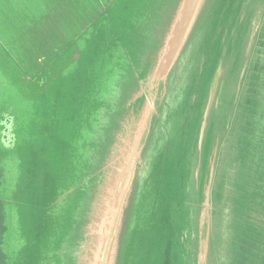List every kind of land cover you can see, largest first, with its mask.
Masks as SVG:
<instances>
[{
    "label": "water",
    "instance_id": "obj_1",
    "mask_svg": "<svg viewBox=\"0 0 264 264\" xmlns=\"http://www.w3.org/2000/svg\"><path fill=\"white\" fill-rule=\"evenodd\" d=\"M121 1L0 0V22L11 34L21 31L3 19L10 20L17 10L25 12L21 19L40 24L27 25L24 33L27 46H36L29 56L40 69L19 76L26 86L27 106L35 108L27 131L41 140L61 118V111L49 109L55 106L49 100H32L49 99L51 82L44 74L49 60L44 55L52 48L58 59L66 49L70 64H82L85 57L74 43L78 35H85L88 43L94 37L96 45L89 53L101 57L107 55L109 33L110 45L122 53L114 69L118 74H111L100 101L105 109L98 110L90 146L95 145V153L86 159L93 172L83 174L64 195L55 196L51 190L44 203L31 204V218L25 217L23 204L10 199L18 211L16 233L10 234L0 204V261L118 264L124 227L143 183L139 214L148 213L147 223L174 228L176 209L183 211L178 222L187 223L180 233L175 229L176 236L172 231L161 233L165 264H178L180 257L184 264H264V0H229L215 11L213 6L211 23L195 38L208 0H156L130 23L124 9L117 23L115 7ZM259 3L261 15L252 23ZM242 7L243 17L237 19ZM235 23L244 30L239 49L232 45ZM53 33L57 45L48 47L47 35ZM228 59L231 65L222 73ZM63 73L53 80H61ZM233 80L230 97L226 88ZM16 113L15 104L0 112V143L6 149H13L21 136L15 130ZM215 122L227 133L216 141ZM67 142L63 140L53 158L59 151L67 154ZM59 171L44 169L51 187L61 177ZM72 190H82L83 196L67 203ZM16 243L18 250L10 249L9 244Z\"/></svg>",
    "mask_w": 264,
    "mask_h": 264
},
{
    "label": "rangeland",
    "instance_id": "obj_2",
    "mask_svg": "<svg viewBox=\"0 0 264 264\" xmlns=\"http://www.w3.org/2000/svg\"><path fill=\"white\" fill-rule=\"evenodd\" d=\"M156 0H122L115 7L114 20L115 22H121L123 18L124 9L128 10L127 19L129 23L132 21L145 6L152 5ZM229 0H208L204 12L202 13L197 25L195 27L194 36H202V33L206 30L211 23V17L217 8V5L227 2ZM235 1V0H233ZM247 2V0H242ZM233 4V3H232ZM231 4V6H232ZM214 6V11L212 7ZM244 7L241 8V14L236 16L237 19H241L244 12ZM260 3L253 21L258 18L260 14ZM259 10V11H258ZM22 11L17 10L13 12V16L10 20L3 19L7 24H16L15 28L20 29V34H11L9 29L4 23L0 22V112L6 110L8 104H15L19 106V114L16 118V134L18 139L13 149H6L0 143V162L2 167L0 168V199L1 212L3 213L4 220L9 224L8 229L12 231L10 234L16 233L18 230V222L14 223L17 210H15L14 204H10V199H15L22 205V210L25 217L31 218L30 213L34 212V208L31 204L44 203L42 200L49 199L47 193L53 190L54 195H64L69 189V186L76 184L81 180V176L87 172H93L94 166L86 167V159L91 154L95 153V145L92 147V138L96 135L98 110H104V103L100 104V101L104 98L106 88L110 80L111 74L117 76L118 71L115 70L116 64L122 59V53L119 48L112 47L110 45L111 33L106 36V41L109 44L107 55L97 57L94 52L89 53V50H93L96 41L94 37L89 38V43L85 40L84 36H79L75 39L78 50L83 52L85 62L79 64V62L69 63V50L63 49L60 58H53L52 48L44 56L48 57L47 70H44V74L49 78L51 82L49 99L45 97L32 98V100H38L39 102L47 101L50 105L54 104V107L49 109L59 112L61 111V118L57 123L54 122V129L44 139H40L38 135L28 132L27 128L31 124L28 120L29 114L33 113L35 108L28 107L27 101L29 98L24 90L26 87L20 80V73L27 74L37 68L34 65L33 60L29 56L32 53V48L27 46V42L24 38L25 27L27 25L34 27L38 21L31 19H21L23 15ZM242 16V17H241ZM243 23V21H242ZM78 23H74L76 26ZM37 24L35 26H39ZM233 27V40L232 45H237V49L241 47V42L244 37L243 26L238 23ZM119 30H123V26L119 24ZM230 31V29H228ZM89 34V32H88ZM86 34V35H88ZM248 34V32H247ZM48 38L50 41H48ZM195 38V37H194ZM68 41V40H67ZM129 39L127 40V42ZM65 37L63 36L62 45H64ZM55 33L52 36L47 35L48 47L56 46ZM264 46L261 47L263 50ZM80 49V50H79ZM39 54V53H38ZM93 59L91 63L89 60ZM41 61V59L39 60ZM227 64L223 62L222 73L229 69L231 60H226ZM229 63V64H228ZM38 64V63H37ZM79 64V65H78ZM78 73L76 75V72ZM63 73L61 80H53V76L58 78L60 73ZM192 71L189 70L186 74L189 77ZM85 78L82 80V76ZM234 77V76H233ZM92 79L89 83L84 84L87 80ZM81 80L83 83H81ZM48 82V84H49ZM31 84V83H30ZM32 87V85H29ZM228 96H233L234 93V80L230 82L226 88ZM57 93L63 106L59 107L58 97H55ZM117 95V94H116ZM113 97V96H112ZM111 97V98H112ZM110 98V99H111ZM109 99V100H110ZM108 102V101H107ZM102 106V107H101ZM16 107V106H15ZM109 108H113L114 104H109ZM231 105L226 109L229 111ZM43 109V108H41ZM229 116V115H228ZM227 118V116H225ZM218 127L216 133V140H220L223 132L226 133L225 128L215 122L214 127ZM227 134V133H226ZM67 142V154L64 155L62 151L58 152L56 158L54 152L61 150L63 140ZM56 170L59 168L60 178H58L51 187V180L45 175L44 169L49 168ZM85 190V189H82ZM81 191H69L67 203H72L74 200L83 196ZM145 190V185L140 184L137 192L136 201L131 210L130 218L127 225L124 227L125 233L123 235L120 261L118 264H165L164 249L160 248L159 240L163 231H172L176 236L177 233L182 230V226L186 225V222L178 218L183 217V211L176 209L177 219L176 227L171 229H159L152 227L148 220V213L139 214V201L140 197ZM81 194V195H80ZM51 197V195H50ZM66 201V200H65ZM26 203V204H25ZM66 203V202H65ZM66 203V205H67ZM64 203L60 205L61 209ZM20 211V210H19ZM0 212V213H1ZM128 218V216H127ZM33 223L30 225L33 227ZM187 228V227H186ZM3 230L1 224L0 214V232ZM172 235L169 236L171 239ZM177 237L179 235L177 234ZM18 250V244L10 245ZM187 254H184V258L187 260ZM2 264V261H0ZM167 264L169 262L167 261ZM178 264H184L180 257Z\"/></svg>",
    "mask_w": 264,
    "mask_h": 264
},
{
    "label": "trees",
    "instance_id": "obj_3",
    "mask_svg": "<svg viewBox=\"0 0 264 264\" xmlns=\"http://www.w3.org/2000/svg\"><path fill=\"white\" fill-rule=\"evenodd\" d=\"M262 164V161H261ZM262 168L264 169V165L262 164ZM249 217V215H246V219Z\"/></svg>",
    "mask_w": 264,
    "mask_h": 264
}]
</instances>
